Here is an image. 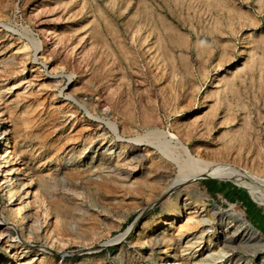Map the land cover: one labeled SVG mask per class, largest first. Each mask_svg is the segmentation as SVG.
Instances as JSON below:
<instances>
[{
    "label": "rangeland",
    "instance_id": "obj_1",
    "mask_svg": "<svg viewBox=\"0 0 264 264\" xmlns=\"http://www.w3.org/2000/svg\"><path fill=\"white\" fill-rule=\"evenodd\" d=\"M0 117L29 215L20 228L0 179V264H264V246L222 241L242 224L264 242V203L247 187L198 177L150 206L179 168L120 146L157 125L264 179V0H0ZM210 214L207 233L186 227Z\"/></svg>",
    "mask_w": 264,
    "mask_h": 264
},
{
    "label": "bare ground",
    "instance_id": "obj_2",
    "mask_svg": "<svg viewBox=\"0 0 264 264\" xmlns=\"http://www.w3.org/2000/svg\"><path fill=\"white\" fill-rule=\"evenodd\" d=\"M33 43L35 44V46L38 45L35 42H33ZM69 97H71V96H69ZM86 107L88 108L89 113L94 115V112L96 111V107H95V100L92 97H88L86 99ZM1 114H3V112H1ZM1 117H0V179H2V178L5 179L4 182L6 183L5 184L6 187L3 188L4 192L7 195V198L9 199L8 202L14 204V206H11V209L13 211V217L15 218L16 221H20V226H21L20 228L24 229L25 228L24 222H25L26 216H29V215L24 216V209H26V203L24 202V200L20 201V198H19V196H17V191H16L17 189H20L19 188V182H18L19 177H20V167L16 161L14 162L13 167H9L8 166V163L10 162L9 157L4 156L3 149H2V146H3L2 141H3V139H5V134H4V130L2 127V123H1V119H2ZM108 123L111 125V127L114 130L119 129L118 128L119 126L117 125V123L112 122L110 120ZM131 128H132L131 123H129V124L125 123L124 124V130L122 132L120 131V137H124L125 134L127 133V131H132ZM147 128L148 129L144 133H137V131L135 133L132 132V135L134 136V137H132L133 143H130L129 145H125L123 143H120V146L122 148L121 152H125L129 148H136L137 146L140 145V143L145 144L148 147H152L153 149L154 148L157 149L156 151L157 152L159 151L160 155L163 158H165L166 160H169L173 164L177 165L179 168V174H177L176 177H174L170 180V182L167 184V186H165V189L157 196L156 199L154 198L155 200L153 201V203L150 206H152L153 204H156V203H160L161 199L167 193H169L171 191L173 192V190L178 189L182 183H185V182L188 183L189 181L194 180L195 178L197 179L198 177H216V178L230 179V180H232V181H234L240 185L247 187L251 191V193L253 194L255 199L260 200L264 203L263 197H257V195L255 193L256 189H258L257 183H261L264 185V179H262L258 175L254 174L250 170L240 169L239 167L237 168L236 166H233L230 164H225V163H221V162H214V161H210L208 159H205L203 157L194 156L190 152L187 145H185V143H183V141H181V139L179 137L174 136V134L173 135L171 134L173 137H170V135H168L165 131H163L157 125H150ZM86 149H87V147L85 148V151H86ZM99 155L101 156L102 159L106 158V154L103 152H100ZM133 155L135 157H138L137 153L133 154ZM94 156H96V152L94 153ZM163 158H162V162H161L162 167L161 166L160 167L164 168L163 169L164 171L169 170L170 166L167 164V162L165 160H163ZM159 165H160V163H159ZM167 172H169V171H167ZM74 174L76 176V173H74ZM161 180L163 181L162 178H161ZM0 182H1V180H0ZM187 183H185V184H187ZM33 184H34L33 179L29 180L26 183V189H27L28 193H31L35 189L33 187ZM46 184H49V183H46ZM96 185H98V184H96ZM46 186H48V185H46ZM92 190H94V189H92ZM100 190H104V189H99V192H101ZM97 194H99V193H97ZM190 195H191V192L188 191L186 193V198L184 199V202H185L184 206H190L191 204H194L191 201L193 197ZM169 203H170V201H165L164 205L167 206ZM56 206H57V204H56ZM59 206L62 207V205H59ZM194 208L197 209V204L194 207H192L191 209H190V207L187 209H189V213H192V214L194 212H200V211L204 212L206 210L205 204H201L200 211H196V209H194ZM174 211L176 212V215H175V221H176V219L179 216V214H178L179 210L175 209ZM68 212L69 211H67V214H68ZM211 214H210V216H211ZM165 215H166V217L162 218V219H164L163 223H165L166 222L165 219L168 218L167 217L168 213H165ZM216 218H217L216 215L213 214L210 218L203 217L201 219L194 220L191 223L189 222L190 224L187 223L188 226L186 225V227L189 230H191V229L196 230L200 227L201 228L205 227L206 233H207L208 229L210 227H212L211 223H215ZM189 219H192V218H189ZM193 219H194V217H193ZM229 225H228L226 230L224 229L225 230V232L223 234L224 236H222L223 237V240H222L223 244L227 248L232 247V248H228L226 253H228L230 251H234L237 248L243 249L246 251L252 250L254 253H256L260 249H262V247L264 246V242L261 239L262 237L260 238L259 236H257L255 234L256 231L252 227L251 228L243 227L242 224H240L236 227L235 226L234 227L229 226ZM31 226H33V225H31ZM214 226H215V224H214ZM186 227H185V229H186ZM131 228L132 227L130 226L127 229V231L124 232L122 235H120L117 239L123 237L124 234L129 233V230H131ZM39 229H40L39 227H36L35 230L32 229L31 227L28 228L29 232H32V233H38ZM10 232H11V230L9 228L4 232V234H7V237H8V235H10ZM194 232L195 231H191L192 234H194ZM201 237H202V235H201ZM157 238H156V240H157ZM158 241H159V239H158ZM174 247L176 248V246H174ZM216 260L217 259H215L214 261H216ZM218 262H215L214 264H219ZM200 264H204V263L201 262Z\"/></svg>",
    "mask_w": 264,
    "mask_h": 264
}]
</instances>
